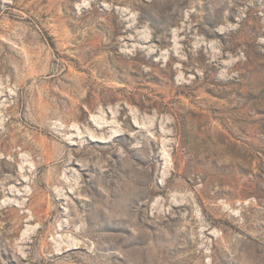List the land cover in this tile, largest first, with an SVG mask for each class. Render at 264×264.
I'll return each mask as SVG.
<instances>
[{
	"label": "rangeland",
	"instance_id": "rangeland-1",
	"mask_svg": "<svg viewBox=\"0 0 264 264\" xmlns=\"http://www.w3.org/2000/svg\"><path fill=\"white\" fill-rule=\"evenodd\" d=\"M0 264H264V0H0Z\"/></svg>",
	"mask_w": 264,
	"mask_h": 264
}]
</instances>
